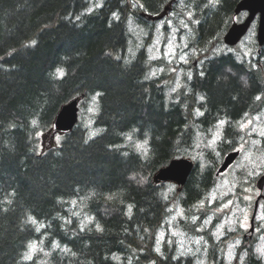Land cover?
Instances as JSON below:
<instances>
[{
	"label": "trees",
	"instance_id": "trees-1",
	"mask_svg": "<svg viewBox=\"0 0 264 264\" xmlns=\"http://www.w3.org/2000/svg\"><path fill=\"white\" fill-rule=\"evenodd\" d=\"M101 1L90 9L94 0H0V264H194L183 256L172 259L176 248L168 243L163 253L156 251L178 194L165 195L167 184L153 177L171 160L189 157L199 131L223 120L219 154L208 149L207 164L195 161L179 190L183 227L200 214L189 230L212 247L218 243L214 225L198 232L207 210L196 207L216 184L225 155L237 147L238 120L264 106V45L256 43L260 52L250 62L216 52L240 0ZM167 7L196 19L190 46L203 67L185 65L193 76L172 97L171 73L146 78L162 64L146 50L157 26L147 17ZM131 20L148 33L134 53ZM96 95L95 134L88 136L81 115L58 145L46 147L43 134L56 131L61 107L81 97L87 110ZM145 139L147 156L135 147ZM73 200L91 222L83 224L73 213ZM39 224L45 227L37 232ZM34 242L42 248L26 261ZM223 263L224 257L217 264ZM240 264L264 262L253 253Z\"/></svg>",
	"mask_w": 264,
	"mask_h": 264
},
{
	"label": "rangeland",
	"instance_id": "rangeland-1",
	"mask_svg": "<svg viewBox=\"0 0 264 264\" xmlns=\"http://www.w3.org/2000/svg\"><path fill=\"white\" fill-rule=\"evenodd\" d=\"M100 4H102L101 0H94L91 9H94ZM172 14L173 13L168 8L163 12V16L160 19H156L155 16H153V18L151 16L150 18L147 17L154 21L157 20V26L155 36H153L146 50L149 58H156L151 60H160L162 62V64L153 66L149 72V76L152 72H155L156 75L172 74L169 82L170 88L168 89L169 97H172V93H175V91L183 85L185 77L193 76L192 70L187 69L185 65H189L190 62H192L193 65L197 67L202 66V62L196 56V50L190 46L192 39L196 35L194 23L196 19L193 20L194 22H191L187 18H184V16L173 14L177 16V18H175ZM246 16L247 12H243L238 15L236 19L242 21ZM165 25H167L166 29ZM185 25H187V27H185ZM130 27L133 31L134 39L133 48L129 43V47H131L129 51L134 53L142 46L144 37L148 33H146L145 29L136 26L133 20L130 21ZM257 31L258 19H256L248 34L238 45L232 47L225 43L219 44L215 46L216 52H234L239 60L250 62L253 56L256 58L259 55V47L256 48V43L258 42ZM185 45H187V47H185ZM170 50L174 52L175 55H167ZM181 56L186 58L187 63L181 59ZM161 69H163V71H161ZM202 69L203 67H200L199 70ZM173 89H175V91H173ZM97 99L98 95L90 102L87 110H84L86 107L82 105V102L80 105V116L84 115V124L89 130V137H92L97 131L93 125L94 114L98 106ZM248 121H251V123L249 124ZM241 124L246 125L243 130L240 128ZM237 126L239 132L235 136L237 137V147L235 149L241 150L240 157L228 171L218 177L207 202L200 201L196 207L198 213L203 209L207 210L204 220H210L211 223H205V221H203V225H201L200 228L204 229L206 224L210 226L214 225L212 228V235L216 233L213 237L218 243L212 247L206 237L200 233L196 234V232L189 230V228L194 225L193 217H198L195 221L197 222L200 214L188 218V225L185 228L183 227L180 220L186 219V209L182 203V195H180L182 193L179 191V186L177 184L169 182L165 186V195H172L175 197V193H177L178 198L172 199L170 214L157 235V248H159L160 253H163L164 245L168 243L170 247L176 248V256L193 255L194 264H200L201 261L205 262V264L222 263L223 257V264H234L236 249L235 247H230V245H233L235 234L241 231L242 228L240 224L245 221V217H247L246 223L249 227L252 201L257 193L255 183L260 175L264 173V137L259 135V132L264 130V107L258 112L247 114L243 120L238 121ZM218 128L220 137L214 144L210 143L213 139V134L217 132ZM224 128L225 124L222 126L217 124L208 132L199 131L194 150L188 158L194 161L199 160L201 166L204 167L207 164L206 151L208 149H213L216 155L219 154L217 152V147L224 136ZM62 135L63 133L61 132L49 131L43 134V143L46 147L56 146L61 142ZM234 144L235 142L233 141V145ZM45 146L44 148L46 149ZM249 173L255 174L249 175ZM245 189H247V191H245ZM213 197H215V199H213ZM245 197H248V199H245ZM229 200H231L232 203L228 208L217 211L221 205L226 204ZM209 201H211V203H209ZM73 207V213L79 216L83 224L89 221L91 217L88 216L82 205L77 202ZM181 210L183 211V216L178 215ZM262 217H264V210L261 211L260 219H262ZM204 224L205 227H203ZM220 224H223V227L218 231L217 226ZM229 229H233V231H229ZM173 233H175V235H173ZM158 240L160 241L159 243ZM169 241H171V243H169ZM197 241H199V243H197ZM34 243L36 244V251L42 248L38 243ZM216 247L220 249L217 251ZM257 249H264V235L258 239Z\"/></svg>",
	"mask_w": 264,
	"mask_h": 264
},
{
	"label": "water",
	"instance_id": "water-1",
	"mask_svg": "<svg viewBox=\"0 0 264 264\" xmlns=\"http://www.w3.org/2000/svg\"><path fill=\"white\" fill-rule=\"evenodd\" d=\"M242 11H248V16L244 21H233L224 35V42L230 46L238 44L248 32L256 16L259 15L257 38L259 45H264V0H240L236 5L235 15H238ZM79 101L80 98H75L61 107L54 122L56 130L60 132H68L75 127L79 120ZM239 154V150L229 152L220 165L217 175L224 172L236 160ZM193 167L194 162L192 160L185 157L175 158L171 160L168 165L160 168L155 173L153 180L156 183L172 181L183 186L193 170ZM257 187L261 191L263 190L264 175L259 178ZM261 196L262 194L260 195V198ZM256 210L257 207L255 208V213Z\"/></svg>",
	"mask_w": 264,
	"mask_h": 264
},
{
	"label": "snow or ice",
	"instance_id": "snow-or-ice-1",
	"mask_svg": "<svg viewBox=\"0 0 264 264\" xmlns=\"http://www.w3.org/2000/svg\"><path fill=\"white\" fill-rule=\"evenodd\" d=\"M210 2H213V0H210ZM77 19H79V17H77ZM185 27H187V25H185ZM185 47H187V45H185ZM167 55L172 56V55H175V53L172 52V51L170 50V51L167 53ZM117 58H119V57H117ZM150 59H156V58H155V57H150ZM181 59H182L185 63H187V60H186V58H185L184 56H181ZM169 62H171V61H169ZM173 70H174V69H173ZM161 71H163V69H161ZM62 74H63V73H61V75H62ZM201 74H203V73H201ZM155 76H156V73H155V72H152L151 75H150L149 77H146V78H152V77H155ZM189 79H191V77H189ZM173 91H175V89H173ZM201 99H202V98H201ZM256 99L259 100L260 97L257 96ZM197 112H199V110H197ZM199 115H203V113H199ZM245 115H247V114H245ZM34 123H35V122H34ZM225 123H226V122L223 121V120L218 121V125H219V126H222V125H224ZM248 123L250 124L251 121H248ZM245 127H246L245 124H241V125H240L241 130H243ZM259 135H260L261 137H264V130L260 131V132H259ZM219 137H220V131H219V128H218L217 132L213 134V139H212V141H211L210 143H213V144H214V143L216 142V140H217ZM127 139H129V140L132 139L131 134H128ZM147 144H148V141H147V139H145V140L143 141V143H137V144L135 145V147H136L137 151H141L145 156H147V154H148V149H147V147H146ZM125 154H126V153H125ZM254 174H255V173H249V175H254ZM133 179H134V178H133ZM245 191H247V189H245ZM225 195H226V194H225ZM108 198L111 199L112 197L109 196ZM213 199H215V197H213ZM245 199H248V197H245ZM209 203H211V201H209ZM231 203H232V201L229 200L226 204L221 205V207H220L219 209H217V211H222L223 209L228 208V206H229ZM72 204L75 205V204H76V201L73 200V201H72ZM262 207H264V206H262ZM169 211H171V209H169ZM129 212H131V205H129ZM74 214H75V213H74ZM178 215L183 216V211L181 210V212L178 213ZM197 219H198V217H193V222L195 223V221H196ZM262 219H264V217H262ZM28 221H29L30 223H32L33 225L38 224V221H37L34 217H31V216L28 217ZM246 221H247V217H245V221H244V222H241V224H240L241 228H243L245 231L248 230V225H247ZM89 222H91V218H89ZM205 223H211V221H210V220H205ZM43 227H45V225H43V224H39V226L36 228V231H37V232H40L41 228H43ZM222 227H223V224L218 225V226H217V230L220 231V230L222 229ZM81 230H83V228H81ZM96 230H97V231H102V229H101V227H100L99 224L96 225ZM202 230H203L202 228H201V229H198V231H202ZM229 231H233V229H229ZM257 231H259V229H257ZM173 235H175V233H173ZM213 235L215 236L216 233H213ZM159 242H160V241L158 240V243H159ZM169 243H171V241H169ZM197 243H199V241H197ZM238 243H239V241H237V245H238ZM235 246H236V245H230V247H235ZM53 247H54V248H58V247H59V244H58V243H54V244H53ZM28 249H29V251L25 252L24 255H23V259L26 260V261H30V260L33 259V254H34L35 251H36V244H35V243H30V244L28 245ZM156 251L159 252V248H157ZM257 252L259 253V256H260L261 258H264V249H257ZM172 259H178V257H172ZM200 264H205V262L201 261Z\"/></svg>",
	"mask_w": 264,
	"mask_h": 264
},
{
	"label": "flooded vegetation",
	"instance_id": "flooded-vegetation-1",
	"mask_svg": "<svg viewBox=\"0 0 264 264\" xmlns=\"http://www.w3.org/2000/svg\"><path fill=\"white\" fill-rule=\"evenodd\" d=\"M245 116L246 115L241 117L239 121L243 120ZM260 195H261L260 191L257 190V193L252 201L248 230L245 231L242 228L241 231L237 232L234 236L233 245H236L234 264H240L244 262L247 256L250 254L253 255V253L264 262V258H261L257 253L258 239L264 235V220L260 219L261 211L264 210V207H262L264 206V189L261 198ZM256 207H257V212L254 217ZM257 229H259V231H257ZM237 241H239L238 245H237ZM181 256H183L184 258H191L192 261H194L193 255L187 254ZM174 257H179V256L175 255Z\"/></svg>",
	"mask_w": 264,
	"mask_h": 264
},
{
	"label": "bare ground",
	"instance_id": "bare-ground-1",
	"mask_svg": "<svg viewBox=\"0 0 264 264\" xmlns=\"http://www.w3.org/2000/svg\"><path fill=\"white\" fill-rule=\"evenodd\" d=\"M90 9H91V7H90ZM52 80V79H51ZM137 94V93H136ZM68 204H69V202H68Z\"/></svg>",
	"mask_w": 264,
	"mask_h": 264
}]
</instances>
